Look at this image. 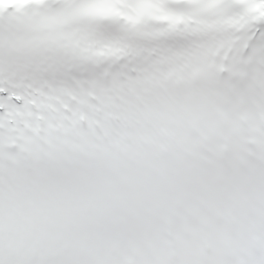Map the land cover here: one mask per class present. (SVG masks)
I'll return each instance as SVG.
<instances>
[{"label":"snow or ice","instance_id":"obj_1","mask_svg":"<svg viewBox=\"0 0 264 264\" xmlns=\"http://www.w3.org/2000/svg\"><path fill=\"white\" fill-rule=\"evenodd\" d=\"M0 264H264V0H0Z\"/></svg>","mask_w":264,"mask_h":264}]
</instances>
